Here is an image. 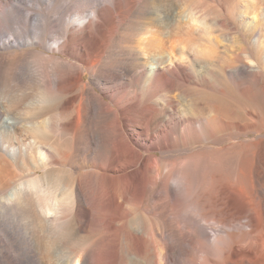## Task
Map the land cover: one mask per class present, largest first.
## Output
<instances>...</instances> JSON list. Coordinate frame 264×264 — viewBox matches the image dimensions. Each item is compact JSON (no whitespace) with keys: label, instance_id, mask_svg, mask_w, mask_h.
Segmentation results:
<instances>
[{"label":"bare ground","instance_id":"bare-ground-1","mask_svg":"<svg viewBox=\"0 0 264 264\" xmlns=\"http://www.w3.org/2000/svg\"><path fill=\"white\" fill-rule=\"evenodd\" d=\"M166 2L67 0L75 19L60 30L0 0V34L14 38L0 51V232L20 221L35 254L19 264H264V33L256 60L222 35L231 62L218 66L172 36L190 20ZM220 79L235 97L218 95ZM17 155L45 175L15 187Z\"/></svg>","mask_w":264,"mask_h":264},{"label":"rangeland","instance_id":"rangeland-1","mask_svg":"<svg viewBox=\"0 0 264 264\" xmlns=\"http://www.w3.org/2000/svg\"><path fill=\"white\" fill-rule=\"evenodd\" d=\"M20 1L21 3L17 5L22 10L21 15L31 17L33 20H35V23H37V25L40 26L44 25L42 19L46 17L49 23L50 22L58 23L59 29L61 30L63 29L64 25L68 24L65 27L71 26L72 21L75 19L74 13L77 8L76 7L68 8V5H66L67 0H54L56 12L51 11L50 9L48 10V7L50 6L49 1H42V0H20ZM39 3H40V8L38 6ZM166 4L167 5L174 4V6L176 5L175 12L177 13L178 16H181L183 18L189 17L190 23L184 24V22L182 23L181 21H176L174 23L171 22L169 29L170 32L172 33V36L174 35V33L180 36L181 43L183 44V46H185V48L188 51L190 50L189 53L191 52L194 56L196 57L209 56V55L216 56L215 53L218 52L217 54H219L218 56L221 59L220 60L217 57L218 61L216 62V64L218 66L221 63H223V61L231 62V56L227 51L229 50L228 49L229 46L223 45L220 39L222 35L228 34L232 38L235 37L237 40L239 39L240 45L244 46L246 50L249 51L248 53L252 55L253 60L258 59L257 54H259L260 52L259 51L260 43H255L251 37H253V33H254L253 31L255 30V28H257V26L260 28L262 33H264V27H263L264 23L261 20V17L264 14V10L258 9L259 6H262V4L264 5V0H167ZM66 8H68V10ZM138 10H139V6L131 14L128 15L127 19H129V21L135 19L136 16L134 15ZM57 11L59 12L61 11L60 13L62 14H60ZM62 11H64L65 14ZM241 16H246V17L242 18ZM254 16L257 17L258 20L254 23V26L250 29V31L249 30L246 31L245 26L249 22L253 23ZM145 20L148 23L147 24L148 27L154 28L155 25L153 21L154 17L149 16L146 17ZM21 21H22L21 24H23L24 19L22 18ZM46 26L47 27L45 26L43 27H45L44 31L45 33H47V37L49 39L54 38L56 35L54 33L52 34L48 25ZM13 27L16 28L17 25L13 24ZM31 30L33 31L35 30V28H31ZM213 38H216L218 41H213L214 40ZM9 41L14 42V38L6 33L0 34V47L3 48L0 51L4 50V46H3L4 43ZM51 44H53V41L47 40V43L45 44L46 48L44 49L40 47L38 49L40 51H46L48 50L47 47H49ZM235 44L237 43H234L233 45ZM3 52H8V48L5 49ZM85 79L86 81H90L91 80L90 74H87ZM221 80L222 79H220L218 82V95L220 97L226 95L224 97L228 99L230 97H235L236 94L231 91V87L229 86V84ZM27 107L28 105L22 106L18 110L20 112L19 115L22 114L23 117H26V115H28L27 113H30L31 111L30 107H28V109ZM19 115L14 114L13 115L14 120L11 121L9 120V122L14 123L15 125L20 123V125L17 126L21 127L22 122H21V116ZM19 131L22 130L19 129ZM1 137H3L6 141H8L11 144L13 143L17 144L16 142L17 140L11 137V135L8 132L3 133ZM222 137L228 141L227 143H230L231 141H237L236 139H234V136L231 133H229V135H223ZM18 138H19L18 140H21L19 135ZM254 138H255L254 136L249 135L247 137H243L242 139L252 140ZM18 143L21 142L18 141ZM10 162H11V166H9V174L13 178H16L14 182L15 187L21 185L22 183L31 181L33 179L41 178L45 175L44 171H38V172L32 171V169L29 167L27 162L24 160L22 156L20 157V155L10 158ZM231 163L228 166L231 170H234L238 164L236 162H231ZM230 171H229L230 177L233 178L236 177L234 172L233 171L230 172ZM4 226L6 227V232H8L9 234L7 233L5 237L0 232V245L4 246L3 241H5L6 244L8 245L9 243L14 244V246L19 245L18 247H20V250L17 251L16 249L10 246L9 247L5 246L4 248L0 249V259L2 261L5 260H8L9 262L14 261L15 264H19L20 261L23 262V261L34 260L35 254L32 253V251L28 248L30 235L26 234L22 230L21 222L17 220L15 222V220L12 219V217L11 218L7 217ZM216 228L212 230L210 228L208 230L212 236H214L215 233L217 232L218 228L217 229Z\"/></svg>","mask_w":264,"mask_h":264}]
</instances>
